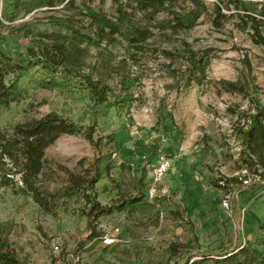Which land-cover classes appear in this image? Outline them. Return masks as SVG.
I'll use <instances>...</instances> for the list:
<instances>
[{
	"label": "rangeland",
	"instance_id": "374dc122",
	"mask_svg": "<svg viewBox=\"0 0 264 264\" xmlns=\"http://www.w3.org/2000/svg\"><path fill=\"white\" fill-rule=\"evenodd\" d=\"M35 1L0 0V52L14 58L41 34H67L84 71L112 88L110 101L96 107L78 83L42 88L46 73L36 67L21 78L22 99L1 111V125L10 129L52 111L80 125L95 120L99 146L63 135L46 150L43 188L62 189L66 169L91 175L96 158L110 154L112 177L97 184L99 201L142 195L146 203L101 217L92 238L83 200L64 201L48 214L6 189L0 229L16 264H171L174 242L212 257L221 245L263 249L264 164L242 151L250 116L264 113V17L249 16L233 0H224L221 25L214 23L215 0H176L156 12L141 10L135 0H53L32 8ZM88 7L119 31L98 33ZM193 11L200 17L190 27L174 15ZM59 20L71 28L56 25ZM162 158L169 168L155 185ZM221 177L231 179L227 187L214 185L225 184Z\"/></svg>",
	"mask_w": 264,
	"mask_h": 264
},
{
	"label": "trees",
	"instance_id": "16d2710c",
	"mask_svg": "<svg viewBox=\"0 0 264 264\" xmlns=\"http://www.w3.org/2000/svg\"><path fill=\"white\" fill-rule=\"evenodd\" d=\"M62 1V0H61ZM65 1V0H63ZM176 0H135L141 10L152 8L155 12L168 9L169 4ZM199 5L201 0H190ZM54 5L53 0H36L32 8L43 6L45 3ZM214 23L221 25L220 19L225 16L223 12L224 0H215ZM242 6L249 16L264 17V3L252 0H233ZM70 4L74 0L69 1ZM87 15L97 25L98 33L103 35L107 28L119 31V26L107 18L101 12L88 7ZM175 18L181 25L193 26L200 17V11L181 14L174 12ZM56 25L71 28L66 20L55 22ZM258 31V28H255ZM28 34H33L31 27L27 26ZM89 41L90 37H87ZM97 44L92 41L91 44ZM72 42L67 34L44 33L40 37L32 39L26 51L18 53L14 58L4 52H0V114L3 109L19 102L23 96L20 85L21 78L32 68L38 67L45 71L46 76L38 81L45 89H64L71 87V83H78L88 91L91 100L96 107L109 103L112 88L103 81L95 79L90 73L85 72L82 59L74 52ZM202 72L205 74L210 60H201ZM116 104L119 100L115 101ZM111 103V102H110ZM263 111L250 116L248 129L243 131V151H250L248 157L253 160L255 156L264 164V153L259 149L261 139H264ZM97 123L80 125L68 120L57 112H50L40 118H33L14 124L10 129L0 123V197L6 189L15 194L32 198V200L46 213L55 214L62 202L69 200H83L84 207L81 213L87 217L88 228L92 238L97 235L96 226L103 216L116 212L133 211L146 202L141 195L138 198H122L111 204H102L98 199L97 184L105 178H111L113 169L111 155H100L95 160V166L91 175L76 174L66 169L67 184L60 190L52 192L42 186V175L46 168V150L63 135H81L95 146L101 144L95 134ZM225 184L214 182L220 188L228 186L226 177H221ZM179 243H172L168 248L169 263L171 264H264V248L258 249L251 246L238 245L232 251L225 246H218L213 252L206 254H194L190 250H181ZM201 256L199 259H193ZM186 257L184 263L180 259ZM16 255L10 247L6 237L2 236L0 229V264H16Z\"/></svg>",
	"mask_w": 264,
	"mask_h": 264
},
{
	"label": "built area",
	"instance_id": "2783aa9c",
	"mask_svg": "<svg viewBox=\"0 0 264 264\" xmlns=\"http://www.w3.org/2000/svg\"><path fill=\"white\" fill-rule=\"evenodd\" d=\"M169 168V164L168 162L162 158L160 159V161L158 162L157 166L155 167L154 171H153V177L155 179V185L158 182V180H160L164 174L167 172ZM155 190V186H153L152 191Z\"/></svg>",
	"mask_w": 264,
	"mask_h": 264
}]
</instances>
